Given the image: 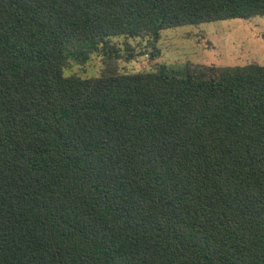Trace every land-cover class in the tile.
<instances>
[{"label": "trees", "instance_id": "obj_1", "mask_svg": "<svg viewBox=\"0 0 264 264\" xmlns=\"http://www.w3.org/2000/svg\"><path fill=\"white\" fill-rule=\"evenodd\" d=\"M258 15L264 0H0V264H264V64L121 73L110 43L157 57L164 30ZM89 46L100 75L66 74Z\"/></svg>", "mask_w": 264, "mask_h": 264}, {"label": "rangeland", "instance_id": "obj_2", "mask_svg": "<svg viewBox=\"0 0 264 264\" xmlns=\"http://www.w3.org/2000/svg\"><path fill=\"white\" fill-rule=\"evenodd\" d=\"M110 43L121 50L117 65L121 73L153 70L159 65L185 71L187 64L217 66L264 64V15L248 19H229L170 28L162 32L155 44L160 51L153 57V47L147 39L112 37ZM131 47L135 55L128 59ZM104 68L103 53L86 47L85 55L74 58L66 74L84 77L98 76Z\"/></svg>", "mask_w": 264, "mask_h": 264}]
</instances>
